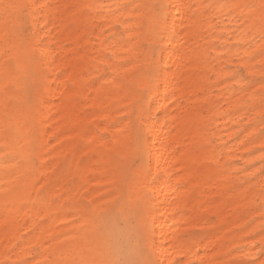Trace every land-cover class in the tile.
<instances>
[{
  "label": "bare ground",
  "instance_id": "obj_1",
  "mask_svg": "<svg viewBox=\"0 0 264 264\" xmlns=\"http://www.w3.org/2000/svg\"><path fill=\"white\" fill-rule=\"evenodd\" d=\"M124 1L0 0L26 6L29 28L0 10V264H240L259 253L264 0H162L157 15ZM104 17L127 40L103 43L97 30L90 42L87 21ZM149 169L156 181L137 182Z\"/></svg>",
  "mask_w": 264,
  "mask_h": 264
},
{
  "label": "rangeland",
  "instance_id": "obj_2",
  "mask_svg": "<svg viewBox=\"0 0 264 264\" xmlns=\"http://www.w3.org/2000/svg\"><path fill=\"white\" fill-rule=\"evenodd\" d=\"M142 1L144 2L145 7H146V9H147V11L149 13H155V15H157L158 13H161L160 12V7L163 4L162 0H142ZM208 1L211 2L213 0H208ZM130 2H133V1L132 0H130V1L126 0V1H124V5H128ZM104 18L105 19H99L98 18V24L93 19L87 21V24H88V26L90 28V33L88 34V40L90 42H94V43L96 42V40H95V38H94V36H93V34L91 32H96L97 30H98V35L102 39L101 41L103 43H108V42H110L113 39L124 40V41L127 40V37L124 35V30L122 29L120 24L115 23V22H110V21L107 20L106 17H104ZM213 19H214V21L218 22V19H216L215 16H213ZM22 25H23V30L21 28ZM15 26H16V29H17V31L19 33H21V34L24 33L26 35L29 34V28L24 26L23 18H19L18 23L17 24L15 23ZM110 30H112L113 33H110L109 32ZM140 45H141V49L143 50L145 55H156L155 54V49L151 47V45L149 44V42L147 40H142L140 42ZM216 45L217 46L220 45L218 41H216ZM100 53L105 59H110L111 58L110 53L107 52V51H104L102 48H101ZM102 68L104 70H103V72H99L98 73V81L101 80L103 75H105V74L107 75L109 73L108 70H107V67L105 65H103ZM227 69H232L236 74H239L242 78L247 80V76L244 75L243 70L239 66H236L234 64H230ZM151 74H152V66H145L144 75L146 77H149ZM209 78L212 79L213 78V74L210 75ZM212 93H214L213 90H212ZM25 96L28 99L31 98V87L29 86V84L25 87ZM212 97H214V96L212 95ZM84 109L86 110V107ZM99 119H101L102 122L106 121L105 117H102V118L100 117ZM116 119L120 120V121L124 120L125 119V114H122L121 111L116 112ZM257 130H258V136L263 135L264 134V124H258L257 125ZM212 144H218V140L213 138L212 139ZM237 151L238 150L236 149V151H234V152H237ZM261 151H262V149L260 147L252 148L251 151L249 153H247V155L248 156L257 155ZM216 156L221 162L223 161V159L221 158L222 156H221L220 153L217 154ZM233 160L237 164L240 163L238 157H234ZM133 162L135 163V161H133ZM254 164L257 165V166H260L261 172L264 170V165H262L261 161L256 160L254 162ZM252 165H249L250 168H251ZM248 168L249 167H244L243 169L246 171ZM257 202H260V200L257 199ZM208 219H209L208 222H209L210 226H213L215 224L214 217L213 216H208ZM129 222L132 223L133 220L129 219ZM120 224H122V223L120 222ZM262 228H264V225H261L260 228H259L260 230L256 231L255 233H257V232L261 233V229ZM209 231H212V230L210 229ZM255 233H252V234L254 235ZM237 249H239V247H237ZM256 257H257V260H260L262 258V257H260L259 253L256 255ZM251 259H252V257H250V256L244 257V258L241 259L240 264H251ZM187 264H197V263L196 262H189Z\"/></svg>",
  "mask_w": 264,
  "mask_h": 264
},
{
  "label": "snow or ice",
  "instance_id": "obj_3",
  "mask_svg": "<svg viewBox=\"0 0 264 264\" xmlns=\"http://www.w3.org/2000/svg\"><path fill=\"white\" fill-rule=\"evenodd\" d=\"M26 6L24 5H19V4H12V3H0V10L3 11L4 15L6 18H16L18 19V13ZM205 7H212L211 5L205 6ZM262 10H264V5L261 6ZM178 13H179V8L177 9ZM42 30V29H41ZM167 97H165L166 99ZM157 111H159V109H157ZM261 163L262 165H264V157H261ZM264 174V173H262ZM137 180V182H142L143 184L147 185V184H151L154 183L156 181V176L155 174L151 173V170H147L145 171L142 176H138L135 178ZM145 199H147V193H145ZM147 227V226H146ZM259 234H264V228L261 229V233ZM260 257H264V240H261L260 244L257 245ZM166 250H162L160 252V255L163 256L164 252ZM169 255L171 253H168ZM178 256H180L181 258H183V253L178 252L177 253ZM252 256L251 259V264H257V257H256V253L253 252L250 254ZM100 264H103V262L101 261ZM142 264H163V261H157V260H153V259H145ZM169 264H173V261L170 260ZM174 264H180V260L176 259L174 261ZM260 264H264V259L260 260Z\"/></svg>",
  "mask_w": 264,
  "mask_h": 264
}]
</instances>
